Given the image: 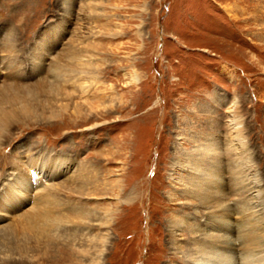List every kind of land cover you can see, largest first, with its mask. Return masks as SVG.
Returning a JSON list of instances; mask_svg holds the SVG:
<instances>
[{
  "label": "rangeland",
  "instance_id": "rangeland-1",
  "mask_svg": "<svg viewBox=\"0 0 264 264\" xmlns=\"http://www.w3.org/2000/svg\"><path fill=\"white\" fill-rule=\"evenodd\" d=\"M64 1L0 0V83L6 82L8 64L36 83L44 72L34 68V55L42 51L41 60L35 59L43 70L50 53L69 42L84 49L85 61L91 60L87 69L100 78L92 92L102 95L108 106L96 113L83 103L84 96H77L59 101L70 104L67 109L57 106L60 112L52 119L36 104L39 112L32 120L10 123L0 144V194L9 186L34 188L28 187L30 182L18 183L37 178L39 167L20 176L17 165L26 166L29 156L47 162L55 157L49 151L62 150L74 165L92 163L98 172L100 190L84 201L108 222L104 227L93 224L86 234L61 227L54 250L24 255L12 247L14 239L21 242L16 216L20 206L9 207L17 212L14 221L0 219V264H186L184 253H175L170 219L182 214L201 223L209 215V203L192 216L188 196L181 192L170 199L177 190L174 185L180 184L174 176L187 177L193 171L180 162L199 141L208 143L212 136L220 140L227 101L234 97L241 99V117L249 124L247 134L264 187V0ZM75 102L84 104L81 116L75 113ZM181 132L185 135L179 138ZM44 168L42 175L48 174ZM55 179L63 185L56 191L60 208L81 205L75 193H67L74 189L70 177ZM17 198L15 194L12 200ZM7 227L9 234L4 232ZM104 234V250L93 262L79 245L88 246L89 238ZM176 234L184 239L189 233Z\"/></svg>",
  "mask_w": 264,
  "mask_h": 264
},
{
  "label": "bare ground",
  "instance_id": "bare-ground-1",
  "mask_svg": "<svg viewBox=\"0 0 264 264\" xmlns=\"http://www.w3.org/2000/svg\"><path fill=\"white\" fill-rule=\"evenodd\" d=\"M7 44L8 50L12 52L15 46ZM43 45L45 47L46 44L43 43ZM41 52L36 57L34 55L31 61L34 68L39 66L37 68L45 74L38 78L36 83L27 81L28 78L26 80L20 71L17 70V73L13 71L10 64L5 66L9 73L4 78L6 82L0 83V144L2 136L7 131V126L14 121H20L22 118L32 120L34 114L39 112V104L43 109L41 114L49 117L48 119L58 116L60 110L57 109V106L67 109L70 104L59 103V101L72 100L77 96H84L83 103L85 102L90 110L94 107L96 113L103 112L108 106L102 95L92 92L100 78L97 74L88 71L87 66L92 62H90L91 60L85 61L83 58L84 49L77 44L63 43L60 51L50 53L52 57L50 61L45 62L43 70H41L39 60L35 59H40ZM12 55H16V53ZM9 57L11 58V55ZM9 57L7 59H10ZM8 79L10 80L7 82ZM85 95L88 97L85 98ZM229 100L226 105L228 110L224 116L226 130L223 135H219L220 140L212 136L208 143L199 141L200 145L190 152H185L183 154L185 161L180 162L181 165L184 163L185 167L193 168V171H189L187 177L185 175L174 176V179H178L180 182L181 188L179 185H174L177 190L174 191L173 197L170 195V199L177 197L176 194L180 195L181 192L188 196V200L193 202L192 216L200 213L199 208L202 204L209 203V215L200 218L201 223L196 222L197 220L187 219V216L182 214H175L170 219L171 225L175 227L173 230L175 253L183 252L186 257V264H264V187L261 183L262 173L260 168H257L260 162L258 161L259 158L257 159V156L253 154L250 146L251 143L247 134L249 124L247 125L241 117V105L239 103L241 99L237 100L234 97V99ZM74 106L78 116L85 113L84 104L75 102ZM202 110L203 108L199 112L204 114ZM220 126H216V128L219 129ZM179 134V138L185 135L184 132ZM48 155L55 157L49 158L45 162L35 156H29L26 166L17 165L18 173L22 174L20 176L28 175L31 169L36 171L38 167L39 172L42 173L41 171L45 169L44 166H47L48 174L38 173V177L36 176L37 178L34 180L30 178L23 182L21 179V182L18 183L24 185L30 182L28 187L34 188L16 190L9 186L10 188L5 190L3 195L0 194L1 197L5 196L2 199L4 203H0V219L4 217L12 219L17 211L11 212L9 207L20 206L16 215L19 220H16L18 221L17 225L19 224V233L22 234V236L17 235L21 238V240L19 239L21 242L10 238L14 243L13 249L19 250L24 255L32 253L31 256H34L35 251H40L39 253L44 251L45 253L54 250L55 246L59 244L61 227L66 232L65 226H71L76 234L79 231L85 233V230L90 229L93 224L104 227L108 222V219L104 220L97 210L90 208L84 201L94 198V193L96 194L100 190L98 172L92 163L78 162V165H74L72 159L62 150L59 152L51 150ZM179 160L177 159L174 163L179 162ZM38 162L40 165L37 164ZM61 174L70 177L68 180H72L74 183V189L67 190V193H75L77 202L81 205L73 204L67 206L66 209L60 208L61 201L58 199L56 191L62 190L63 185L54 180H56V176ZM20 178L15 176V180ZM225 178L224 182L222 179ZM12 183L11 181L7 184L11 185ZM15 194L19 198L12 200ZM220 210L223 213L217 214ZM234 214L238 215L236 221L231 220ZM210 219L213 221L208 224ZM204 223L205 225L202 226ZM182 231L189 233L184 239H180L176 234V232ZM4 232L9 234L12 230L7 227ZM68 237L64 238L63 243L68 241ZM89 239L90 245L87 242L86 245L88 246L83 248L79 245L80 251L95 262L97 261L95 254L104 250L106 235ZM6 245L10 246V244ZM169 264L176 263L173 261Z\"/></svg>",
  "mask_w": 264,
  "mask_h": 264
}]
</instances>
